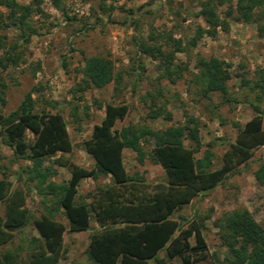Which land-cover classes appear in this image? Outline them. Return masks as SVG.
Returning a JSON list of instances; mask_svg holds the SVG:
<instances>
[{
	"label": "rangeland",
	"instance_id": "374dc122",
	"mask_svg": "<svg viewBox=\"0 0 264 264\" xmlns=\"http://www.w3.org/2000/svg\"><path fill=\"white\" fill-rule=\"evenodd\" d=\"M16 1L27 4L30 0ZM61 1L66 15L74 18L64 19L50 0H40L42 13L33 14L30 20L37 33L27 41L19 37V31L2 25L6 21V9L0 6L2 46L8 48L10 44H17L16 49L21 53L18 65L9 66L1 73L6 89L0 112L6 114L14 109L23 94L31 91L35 110L59 113L65 123L71 148L69 152L55 154L54 158L64 164L53 165L56 173L49 179L51 182H65L71 165L93 166V158L86 152L84 142L89 139L92 126L102 119L106 103L127 106L124 117L115 121L117 129L126 125L163 129L181 125L187 117H193L200 141L195 157H201L202 151L209 149L211 170L220 167L223 153L244 122L258 115L264 125V89L260 92L258 88H249L259 71H264V17L255 22L226 18L227 31H218L214 37L203 35L191 45L196 27L204 26L197 14L203 0ZM226 5L217 7L220 16ZM150 33L162 43L165 51L172 50L167 35L181 42V49L173 52L171 67L179 68V77L173 82L165 76L160 58L146 57L138 50L140 42H150ZM89 55L109 59L118 79L101 88L78 91L80 67L83 58ZM199 56H213L228 65L230 76L224 94L205 90L195 67ZM241 77L249 86L241 83ZM151 111H156L158 116L149 118ZM26 138L31 139L29 132ZM183 143L191 145L187 139ZM141 146L146 153L150 149V143L141 142ZM122 160L128 175L143 183L147 190L164 185L163 169L147 155L139 163L135 153L124 148ZM262 162L264 144L253 148L250 157L235 165L217 185L199 193L172 214L181 227L192 220L200 222L204 243L200 253L204 256L199 258L198 264H229L216 226L224 213L245 209L264 228V187L253 175ZM28 163L0 142V178L10 183V191L21 189L28 213L24 225L0 246V253L11 252L21 264H27L29 239L37 236L33 221L52 210V218L65 228L58 264H90L86 246L90 235L100 230L94 217L91 215L87 230L68 231L66 217L61 208L55 210L53 197L43 194L28 180L24 171ZM110 183L108 176L83 179L78 184L76 200L89 202L98 188ZM4 211L5 202L1 201L0 216ZM189 242L195 245L194 233ZM157 257L166 260L165 250L161 249Z\"/></svg>",
	"mask_w": 264,
	"mask_h": 264
},
{
	"label": "trees",
	"instance_id": "16d2710c",
	"mask_svg": "<svg viewBox=\"0 0 264 264\" xmlns=\"http://www.w3.org/2000/svg\"><path fill=\"white\" fill-rule=\"evenodd\" d=\"M50 1L64 19L74 18L66 15L61 0ZM39 2L30 0L24 4L16 0H0V6L6 9V21L2 25L19 31V37L27 41L37 33L30 20L33 14L42 13ZM225 3L223 16H220L217 7ZM197 14L204 26L196 27L191 45L203 35L214 37L218 31H227L226 18L258 21L264 17V0H203ZM148 38L149 43L138 44L139 52L146 57L160 58L165 76L173 82L179 77L178 66L171 67V64L173 52L181 49L180 40L167 35L172 50L165 51L154 35L150 33ZM2 44L0 36V106L5 103L6 89L1 73L9 66H17L21 58L17 44H10L8 48H3ZM195 67L206 91L226 92L230 73L222 59L199 56ZM80 73L78 91L101 88L118 79L111 61L97 55L83 58ZM240 80L248 85L243 77ZM249 88L263 92V70ZM126 111L125 104L104 105L102 119L92 126L90 137L84 142L86 152L93 158V166L71 165L68 179L59 184L49 179L56 173L53 165L64 164L54 158L55 154L69 152L71 148L65 123L59 113L35 110L31 91L23 94L14 109L6 114L0 112V142L10 147L15 155L29 161L24 168L28 180L33 181L43 194L53 197L55 210L61 208L66 217L68 231L87 230L91 215L94 217L100 230L90 235L86 246L90 264H198L199 258L204 256L200 253L204 249L200 222L192 220L181 227L172 214L199 193L217 185L235 165L250 157L253 148L264 144L262 120L254 115L244 122L223 153L220 167L211 170L209 149H204L201 157H195L200 141L193 117H187L181 125H169L163 129L132 125L114 128L115 121L122 119ZM157 116L156 111L148 115L149 118ZM26 132L31 134V139L26 138ZM184 139L191 145L185 146ZM141 142L150 143L147 153ZM124 148L133 151L139 163L147 155L152 162L159 164L166 178L164 185L148 191L143 183L132 179L123 165ZM107 174L111 183L98 188L92 200H76L80 180ZM253 175L255 181L264 187V162L257 166ZM1 201L5 202V211L0 216V246L9 241L13 232L28 219L23 192L21 189L10 191V183L4 178H0ZM51 212L49 210L33 221L37 236L29 239L27 264H58L61 258L65 228L52 218ZM216 226L220 242L228 253L229 264H264V228L247 210L234 209L224 213ZM192 233L196 238L195 245L189 242ZM161 249L165 250L166 260L157 257ZM0 264L21 263L16 255L5 251L0 253Z\"/></svg>",
	"mask_w": 264,
	"mask_h": 264
},
{
	"label": "crops",
	"instance_id": "0c3cea01",
	"mask_svg": "<svg viewBox=\"0 0 264 264\" xmlns=\"http://www.w3.org/2000/svg\"><path fill=\"white\" fill-rule=\"evenodd\" d=\"M107 176L110 178V176H109V174H107ZM87 178H89V177H87ZM83 179H86V178H83ZM82 179V180H83ZM81 181V180H80ZM80 183V182H79ZM77 188H78V186H77ZM78 190V189H77ZM149 191V190H148ZM84 231V230H83Z\"/></svg>",
	"mask_w": 264,
	"mask_h": 264
}]
</instances>
